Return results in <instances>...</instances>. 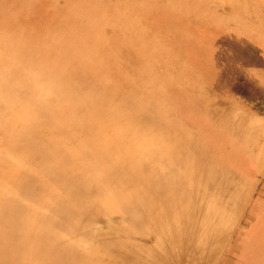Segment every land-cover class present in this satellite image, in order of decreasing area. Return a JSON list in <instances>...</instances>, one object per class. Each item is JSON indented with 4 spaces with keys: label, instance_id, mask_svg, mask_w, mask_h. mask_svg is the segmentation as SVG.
Returning <instances> with one entry per match:
<instances>
[{
    "label": "bare ground",
    "instance_id": "obj_1",
    "mask_svg": "<svg viewBox=\"0 0 264 264\" xmlns=\"http://www.w3.org/2000/svg\"><path fill=\"white\" fill-rule=\"evenodd\" d=\"M176 4L0 0V264H217L251 212L240 264H264V74L239 87L259 114L177 89L190 30L167 13L208 6Z\"/></svg>",
    "mask_w": 264,
    "mask_h": 264
},
{
    "label": "rangeland",
    "instance_id": "obj_2",
    "mask_svg": "<svg viewBox=\"0 0 264 264\" xmlns=\"http://www.w3.org/2000/svg\"><path fill=\"white\" fill-rule=\"evenodd\" d=\"M182 0H171L179 4ZM198 5L205 4V9H197L191 13L183 9L171 10L169 21L181 20L184 24L180 27L190 30L189 45L182 46V57H186L191 68L180 75L179 82L174 85L177 89L180 85L184 86L187 79L197 82L199 89L197 91V101L211 100V106L214 113L218 115L229 111L232 106L247 113H258L256 104L249 98L241 99L239 87L251 88L253 81L256 80V73L264 74V50L255 43L241 40L250 39L252 30L258 29L264 31V0H193ZM176 4V5H177ZM168 21V22H169ZM167 25H163L161 30H165ZM246 27V28H245ZM239 28H245L239 35L233 33ZM186 36L184 31H178L171 34L168 40L177 43ZM261 45V44H260ZM197 51H202V58H198ZM169 61V60H168ZM170 62V61H169ZM181 65L177 68L180 70ZM186 70V69H185ZM189 75V76H188ZM205 84L212 85L210 92L201 89ZM208 104H210L208 100ZM178 111L181 109L177 103ZM184 108L182 114L189 119V127L199 130V124H196L189 118V109ZM259 114V113H258ZM259 118L264 121V112L260 113ZM210 121L214 120L213 115H208ZM258 178L255 175L254 180ZM260 188L257 191V199L261 200V209L264 210V181L260 177ZM250 214V215H249ZM258 219V213H248L240 226H237L233 237L229 233L230 227H227L224 235L221 237L223 251L217 264H240L241 256L245 250L241 244L252 236V230ZM228 224H232V219H228ZM251 234V235H250ZM248 238V240H249ZM247 240V241H248ZM136 242V241H135ZM243 247V248H242ZM248 252V250H247ZM184 264H196L193 261H187Z\"/></svg>",
    "mask_w": 264,
    "mask_h": 264
},
{
    "label": "crops",
    "instance_id": "obj_3",
    "mask_svg": "<svg viewBox=\"0 0 264 264\" xmlns=\"http://www.w3.org/2000/svg\"><path fill=\"white\" fill-rule=\"evenodd\" d=\"M262 43H263V42H262ZM262 43H260L261 45L259 44L258 46H260V48H263V49H262V51H263V50H264V43H263V44H262Z\"/></svg>",
    "mask_w": 264,
    "mask_h": 264
}]
</instances>
